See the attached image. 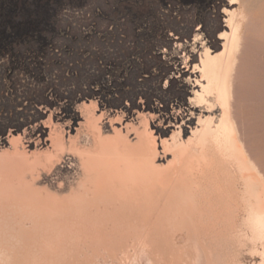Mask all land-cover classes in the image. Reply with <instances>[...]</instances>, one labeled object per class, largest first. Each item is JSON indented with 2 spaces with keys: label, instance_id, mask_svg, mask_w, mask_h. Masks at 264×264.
<instances>
[{
  "label": "bare ground",
  "instance_id": "6f19581e",
  "mask_svg": "<svg viewBox=\"0 0 264 264\" xmlns=\"http://www.w3.org/2000/svg\"><path fill=\"white\" fill-rule=\"evenodd\" d=\"M246 6L223 0V30L212 46L203 26L168 29L156 48L167 68L160 77L185 99L115 102L86 90L39 100L29 114L21 108L19 119L0 121V264H89L97 253H129L152 223L166 224L161 233L176 244V226L186 218L214 234L239 209L264 238V173L246 153L233 115ZM222 170L239 175L223 189ZM201 199L210 208L204 220Z\"/></svg>",
  "mask_w": 264,
  "mask_h": 264
},
{
  "label": "rangeland",
  "instance_id": "374dc122",
  "mask_svg": "<svg viewBox=\"0 0 264 264\" xmlns=\"http://www.w3.org/2000/svg\"><path fill=\"white\" fill-rule=\"evenodd\" d=\"M246 1L244 24L249 25L242 31L245 40L239 46L233 115L243 133L238 132L246 153L264 173V0ZM222 7L223 0H0V121L8 125L19 119L16 114L21 108L29 114L39 100L76 96L86 90L111 95L115 102L139 101L141 97L145 103H153L158 96L168 102L185 99L187 93L180 92L176 83L165 84L160 77L167 68L156 48L169 38L168 29L198 26H203L204 32L207 29L212 46L223 30ZM237 175L219 172L220 188H228L229 180ZM213 202L211 206L218 204ZM208 209H200L206 213L203 220L210 214ZM155 211L154 218L159 214ZM244 213L239 209L234 219L216 223L215 235L198 232V226L186 218L185 223L180 222L186 230L180 223L176 226L180 227L179 232V228L175 230L176 244L161 233L168 230L166 224L158 227L152 223L142 231L144 236L139 235L141 243L131 240L135 244H129L131 253H97L89 264H264L261 230L248 224ZM153 232L159 236H153L155 242L152 238L147 242L146 235Z\"/></svg>",
  "mask_w": 264,
  "mask_h": 264
}]
</instances>
